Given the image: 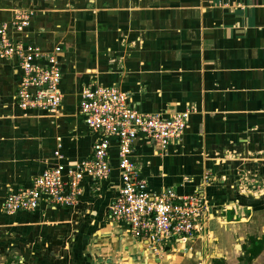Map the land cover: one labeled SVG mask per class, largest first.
I'll return each mask as SVG.
<instances>
[{
	"label": "crops",
	"instance_id": "obj_1",
	"mask_svg": "<svg viewBox=\"0 0 264 264\" xmlns=\"http://www.w3.org/2000/svg\"><path fill=\"white\" fill-rule=\"evenodd\" d=\"M22 10L31 26L12 36L60 48L64 102L21 111L18 61L0 58V264H264V0H0V24ZM95 83L144 113H187L179 143L139 137L134 159L152 190L202 191L206 235L155 251L111 223L116 168L74 207L2 211L10 187L89 156L79 100Z\"/></svg>",
	"mask_w": 264,
	"mask_h": 264
},
{
	"label": "built area",
	"instance_id": "obj_2",
	"mask_svg": "<svg viewBox=\"0 0 264 264\" xmlns=\"http://www.w3.org/2000/svg\"><path fill=\"white\" fill-rule=\"evenodd\" d=\"M33 14L18 11L12 20L0 24V58L18 61L21 72L15 101L21 111L57 113L64 102L60 48L48 50L12 36L31 26ZM79 110L93 134L89 156L73 166L46 167L30 186L10 187L2 205L5 214L31 213L42 205L74 207L86 182L98 188L113 178L116 168L120 186L109 203L111 223L155 251L169 243H185L206 235L211 209L202 191L183 195L172 187L152 190L134 159L139 137L163 149L179 143L188 125L186 112L144 113L129 93L97 83L83 89ZM54 156L63 157L60 145Z\"/></svg>",
	"mask_w": 264,
	"mask_h": 264
},
{
	"label": "trees",
	"instance_id": "obj_3",
	"mask_svg": "<svg viewBox=\"0 0 264 264\" xmlns=\"http://www.w3.org/2000/svg\"><path fill=\"white\" fill-rule=\"evenodd\" d=\"M257 246H258L259 248H255V252H253L252 255H251V257H249L248 260H247L248 263H250L251 260H252V258H254V257L258 254V252L261 250V248H260V244L257 245ZM219 261H220V260H215L214 262H215V264H220ZM243 261H244V260H243ZM221 264H223V263L221 262Z\"/></svg>",
	"mask_w": 264,
	"mask_h": 264
},
{
	"label": "flooded vegetation",
	"instance_id": "obj_4",
	"mask_svg": "<svg viewBox=\"0 0 264 264\" xmlns=\"http://www.w3.org/2000/svg\"><path fill=\"white\" fill-rule=\"evenodd\" d=\"M7 264V263H6Z\"/></svg>",
	"mask_w": 264,
	"mask_h": 264
}]
</instances>
